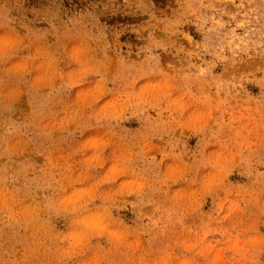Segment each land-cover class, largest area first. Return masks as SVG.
<instances>
[{"label":"rangeland","instance_id":"obj_1","mask_svg":"<svg viewBox=\"0 0 264 264\" xmlns=\"http://www.w3.org/2000/svg\"><path fill=\"white\" fill-rule=\"evenodd\" d=\"M0 264H264V0H0Z\"/></svg>","mask_w":264,"mask_h":264}]
</instances>
